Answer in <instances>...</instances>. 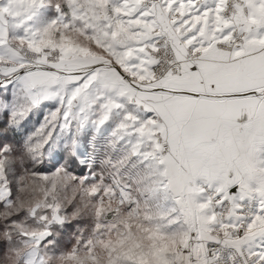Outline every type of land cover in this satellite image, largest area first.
Masks as SVG:
<instances>
[{"label":"snow or ice","instance_id":"snow-or-ice-1","mask_svg":"<svg viewBox=\"0 0 264 264\" xmlns=\"http://www.w3.org/2000/svg\"><path fill=\"white\" fill-rule=\"evenodd\" d=\"M0 264H264V0H0Z\"/></svg>","mask_w":264,"mask_h":264}]
</instances>
